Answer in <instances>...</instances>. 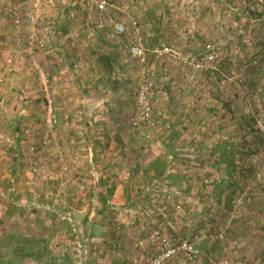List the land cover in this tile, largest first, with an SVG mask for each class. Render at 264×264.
Segmentation results:
<instances>
[{
    "label": "rangeland",
    "instance_id": "obj_1",
    "mask_svg": "<svg viewBox=\"0 0 264 264\" xmlns=\"http://www.w3.org/2000/svg\"><path fill=\"white\" fill-rule=\"evenodd\" d=\"M105 2L0 0L2 152L33 185L55 187L43 173L70 170L74 155L93 165L84 142L72 151L85 129L66 127L60 105L92 102L110 87L101 74L118 73L124 90L107 98L128 136L109 165L125 186L110 210L117 244L106 261L101 241H81L79 264H146L183 242L196 256L162 264H264V0Z\"/></svg>",
    "mask_w": 264,
    "mask_h": 264
},
{
    "label": "crops",
    "instance_id": "obj_2",
    "mask_svg": "<svg viewBox=\"0 0 264 264\" xmlns=\"http://www.w3.org/2000/svg\"><path fill=\"white\" fill-rule=\"evenodd\" d=\"M66 28L60 27L59 31L66 35ZM117 74H101L100 78L106 77L110 81V87L96 91L92 102L84 100L60 105L62 112L72 114L66 127L82 126L85 129L78 133L73 130V135L78 137L71 141L73 147L70 148L75 152V140L79 145L84 142L88 151L86 159L93 165L82 166V157L73 154L70 170L64 171L61 167L60 171L43 173L45 180L57 176L56 185L49 183L55 187L44 183L33 185L25 178L28 173L19 168L15 155L3 153L0 146V264H79L81 241L92 244L93 248L96 247L94 242L101 241L106 261L113 256L119 233L110 223V210L122 203L121 194H117L123 192L125 186L122 181L113 183L111 178L109 165L115 158L111 147L114 141L121 144L128 137L119 129L113 131L123 124L115 115L123 114L107 101L109 96L115 98L124 90L115 83ZM83 93L86 95L87 92ZM62 97L65 98L66 93ZM24 121L18 118L15 128L25 125ZM118 134L119 139L116 138ZM13 135L16 143L19 142L17 133ZM66 139L70 140V137L64 134L58 145L64 147ZM98 145H101V151H98ZM59 160L62 161V157ZM139 167L135 165L132 172H144L145 175L148 166L145 170H139Z\"/></svg>",
    "mask_w": 264,
    "mask_h": 264
},
{
    "label": "built area",
    "instance_id": "obj_3",
    "mask_svg": "<svg viewBox=\"0 0 264 264\" xmlns=\"http://www.w3.org/2000/svg\"><path fill=\"white\" fill-rule=\"evenodd\" d=\"M90 1L96 6V8L98 10H100V11L105 10V8H106L105 0H90ZM114 28H115L114 33L117 36L121 35V33L123 32L122 27L121 26H115ZM129 52H130L131 56L140 57L143 55L142 51L137 47H131ZM51 122H52L51 120L48 121L49 124ZM155 236L156 235H154V238H155ZM158 240H160V242L164 241V240H161V237L159 235H157L155 241H158ZM180 254H183V255L186 254L188 256H196L197 251L194 250L193 247L191 245H189L187 242H183L178 246H175L173 248L172 247L168 248L162 257L157 256V257H151V258L147 259L146 264H162V262L165 260V258H172V257L180 255Z\"/></svg>",
    "mask_w": 264,
    "mask_h": 264
}]
</instances>
